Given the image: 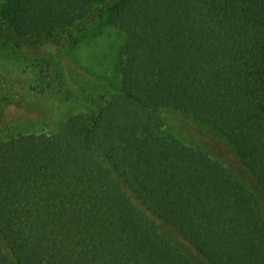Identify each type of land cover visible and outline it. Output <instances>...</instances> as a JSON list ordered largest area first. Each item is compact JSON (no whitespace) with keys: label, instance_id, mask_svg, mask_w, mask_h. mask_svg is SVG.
<instances>
[{"label":"trees","instance_id":"1","mask_svg":"<svg viewBox=\"0 0 264 264\" xmlns=\"http://www.w3.org/2000/svg\"><path fill=\"white\" fill-rule=\"evenodd\" d=\"M98 14L125 36L119 91L58 132L0 141V264H264V204L163 110L218 133L264 198V0H6L19 44ZM195 258V257H194Z\"/></svg>","mask_w":264,"mask_h":264},{"label":"rangeland","instance_id":"2","mask_svg":"<svg viewBox=\"0 0 264 264\" xmlns=\"http://www.w3.org/2000/svg\"><path fill=\"white\" fill-rule=\"evenodd\" d=\"M5 1L0 0V6ZM125 41L105 14L59 42L37 45L19 44L0 27V141L25 133L54 134L71 116L91 113L110 100L119 91L118 66ZM162 117L167 136L221 161L264 204L250 172L218 133L179 111L163 110ZM160 228L193 260L205 264L182 245L173 229Z\"/></svg>","mask_w":264,"mask_h":264}]
</instances>
